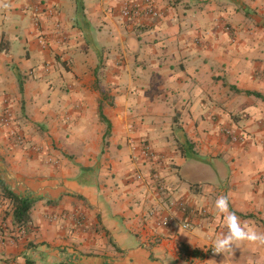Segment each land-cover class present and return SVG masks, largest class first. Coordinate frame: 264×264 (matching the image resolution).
Masks as SVG:
<instances>
[{"label":"crops","instance_id":"0c3cea01","mask_svg":"<svg viewBox=\"0 0 264 264\" xmlns=\"http://www.w3.org/2000/svg\"><path fill=\"white\" fill-rule=\"evenodd\" d=\"M81 5L0 0V183L35 201L19 232L0 189V264H264L210 252L220 195L264 231V0Z\"/></svg>","mask_w":264,"mask_h":264},{"label":"clouds","instance_id":"9594fccd","mask_svg":"<svg viewBox=\"0 0 264 264\" xmlns=\"http://www.w3.org/2000/svg\"><path fill=\"white\" fill-rule=\"evenodd\" d=\"M214 206L221 214V219L226 224V231L216 234L212 247L215 253L233 252L237 243L264 246V231H260L254 225L245 226L235 211L230 209L228 195H220L216 198ZM249 264H252L250 261Z\"/></svg>","mask_w":264,"mask_h":264},{"label":"trees","instance_id":"16d2710c","mask_svg":"<svg viewBox=\"0 0 264 264\" xmlns=\"http://www.w3.org/2000/svg\"><path fill=\"white\" fill-rule=\"evenodd\" d=\"M82 7L81 5V0H76V10H80ZM0 52L7 54L6 49H2V41L0 40ZM21 91V87H20ZM246 95H252L261 101L264 102V96L257 92H251V91H245L244 92ZM98 116L100 118V121L106 123L107 125V131L105 136L109 135V129H110V123L106 118L104 117L102 110H101V105L98 110ZM187 143V142H186ZM187 147L189 149L191 148V145L187 143ZM0 189H1V195L4 200H6L10 212L12 213V224L14 227L17 228L19 232L24 231L25 234L30 231L31 227V217L30 213L32 210V207L34 205V199H30L27 197H22L19 196L12 191H10L4 184L0 183Z\"/></svg>","mask_w":264,"mask_h":264},{"label":"built area","instance_id":"2783aa9c","mask_svg":"<svg viewBox=\"0 0 264 264\" xmlns=\"http://www.w3.org/2000/svg\"><path fill=\"white\" fill-rule=\"evenodd\" d=\"M123 15L127 19L137 18L140 15H142V16L144 15V16L152 19V20H157L160 17V14L157 11V9L149 2H142L140 4H137V3L133 2L131 4H127L123 8ZM8 122H9L8 117H5V124H8ZM226 135H227L228 138H230L235 143H241V142L245 141L247 139V137H248L244 132L237 131L236 129L227 130L226 131ZM143 153H144V155L147 156V152L144 151ZM138 179H141V176H138ZM179 206L181 208V211L183 213H186V207L184 206V203H180ZM167 218L168 217L166 216L164 218V220H170V219H167ZM181 227L184 230H191L192 229V226H191L189 220L183 221L182 224H181ZM210 252L213 253V254H216L213 251V249H210Z\"/></svg>","mask_w":264,"mask_h":264},{"label":"rangeland","instance_id":"374dc122","mask_svg":"<svg viewBox=\"0 0 264 264\" xmlns=\"http://www.w3.org/2000/svg\"><path fill=\"white\" fill-rule=\"evenodd\" d=\"M142 14V13H141ZM140 16H142V15H140ZM43 35L44 34H42V37H43ZM53 57L54 58H56V57H62V55L61 56H59V54H54L53 55ZM60 60L62 61L61 63L62 64H64L65 66L68 64V65H70L72 62H73V58H67V59H65V60H63V58H60ZM67 67V66H66ZM50 68H51V65H50V63H45L44 64V70H47V69H49L50 70ZM234 129V128H233ZM9 134H10V136H13L14 138H15V140L16 141H18V142H20L21 141V139H23V136L22 135H20V133L17 131V130H14V129H11L10 131H9ZM248 136V135H247ZM248 138V137H247ZM231 140V139H230ZM231 142H233L232 140H231ZM233 143H235V142H233ZM20 144V143H19ZM263 149H264V143H263ZM212 160V158L211 159H208L207 161L208 162H210L211 163V165H214L213 164V162L211 161ZM228 164L230 165V162H228ZM215 167V166H214ZM217 167V166H216ZM205 172H209L210 170L209 169H205L204 170ZM22 247H23V249H25V247L26 246H24V242L22 243Z\"/></svg>","mask_w":264,"mask_h":264}]
</instances>
